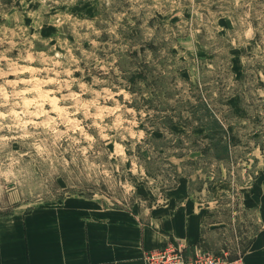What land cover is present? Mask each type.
<instances>
[{
	"label": "rangeland",
	"instance_id": "rangeland-1",
	"mask_svg": "<svg viewBox=\"0 0 264 264\" xmlns=\"http://www.w3.org/2000/svg\"><path fill=\"white\" fill-rule=\"evenodd\" d=\"M31 210L84 243L165 228L144 259L242 260L264 226V0H0V217Z\"/></svg>",
	"mask_w": 264,
	"mask_h": 264
},
{
	"label": "crops",
	"instance_id": "crops-1",
	"mask_svg": "<svg viewBox=\"0 0 264 264\" xmlns=\"http://www.w3.org/2000/svg\"><path fill=\"white\" fill-rule=\"evenodd\" d=\"M53 211L31 210L0 217V264H147L145 252L170 239L165 228L136 233L137 230L127 226L121 233L107 235L103 231L109 226L104 225L87 234L84 243L75 233L58 230L67 225L60 224L58 214ZM78 235L84 239L83 231ZM241 261L264 264V226L253 236Z\"/></svg>",
	"mask_w": 264,
	"mask_h": 264
},
{
	"label": "built area",
	"instance_id": "built-area-1",
	"mask_svg": "<svg viewBox=\"0 0 264 264\" xmlns=\"http://www.w3.org/2000/svg\"><path fill=\"white\" fill-rule=\"evenodd\" d=\"M147 264H243L241 260H222L210 253L184 257L178 248H164L150 252L145 257Z\"/></svg>",
	"mask_w": 264,
	"mask_h": 264
}]
</instances>
